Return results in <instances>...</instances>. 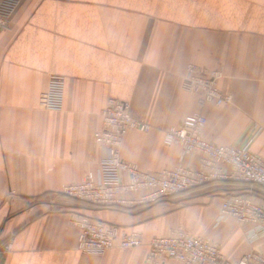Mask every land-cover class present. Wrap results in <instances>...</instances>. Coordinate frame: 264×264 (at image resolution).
I'll return each instance as SVG.
<instances>
[{"label": "crops", "instance_id": "crops-1", "mask_svg": "<svg viewBox=\"0 0 264 264\" xmlns=\"http://www.w3.org/2000/svg\"><path fill=\"white\" fill-rule=\"evenodd\" d=\"M191 62L222 67L233 101L200 106L183 84ZM52 75L64 79L63 106L45 109L39 97ZM111 97L129 101L133 116L151 125L130 129L121 148L143 170L178 164L181 148L164 133L195 111L207 117L208 140L242 146L253 138L251 149L264 154V0H24L0 31V264H148L147 244L83 253L74 212L126 225L145 242L183 227L215 239L232 260L264 253L256 227L215 222L231 192L264 204L262 186L219 187L183 204L187 192L131 209L60 194L66 183L99 175L107 150L94 135Z\"/></svg>", "mask_w": 264, "mask_h": 264}, {"label": "built area", "instance_id": "built-area-1", "mask_svg": "<svg viewBox=\"0 0 264 264\" xmlns=\"http://www.w3.org/2000/svg\"><path fill=\"white\" fill-rule=\"evenodd\" d=\"M23 1L0 0V31L10 26ZM223 76L222 67H204L191 62L183 84L197 96L200 106L206 103L227 105L233 101V94L221 86ZM64 87L63 77L52 75L47 89L40 94V106L61 108ZM102 118V127L94 135L96 143L107 150L99 175L88 173L80 181L66 183L60 194L83 203L134 207L155 203L212 181L264 186V154L251 149L253 138L242 146L220 145L208 140L203 135L207 117L202 111L187 114L180 124L165 131L164 142L179 145L181 153L177 165L157 171L143 170L122 158L121 148L128 131L132 128L147 131L151 126L133 116L129 101L111 97L102 110ZM195 154H199L197 168L191 166ZM230 218L264 233V204L251 192L234 191L223 199L215 222L219 224ZM71 222L80 230L78 248L87 254H102L116 246L133 248L147 244L148 264H170L172 260L183 264H264L262 252L250 251L232 260L222 252L215 239L192 234L183 227L145 242L141 232L85 212H74ZM11 248L12 243L5 246V250Z\"/></svg>", "mask_w": 264, "mask_h": 264}, {"label": "rangeland", "instance_id": "rangeland-1", "mask_svg": "<svg viewBox=\"0 0 264 264\" xmlns=\"http://www.w3.org/2000/svg\"><path fill=\"white\" fill-rule=\"evenodd\" d=\"M204 67H207V66H204ZM184 79V78H183ZM205 185V186H204ZM242 185H245L244 183L242 182H235V181H232L231 183L230 182H220V181H212V182H209V183H205L203 185H200V186H197V187H194V188H191L187 191H183L181 193H179L178 195H181V194H185L187 192H190V193H193L191 195H189L188 198L186 199H183L182 200V203L183 204H187L188 202H191V201H197L201 196H203L204 194H207L209 196H211L213 194V192H204L203 194H200L202 193L204 190H210V189H213L214 187L215 188H218V187H222V186H225V187H233V186H242ZM253 187H258L260 188L261 186L257 185V184H249ZM204 186V187H202ZM203 188V189H201ZM63 195V194H62ZM177 196V195H176ZM205 196V195H204ZM97 205V204H96ZM94 216V215H92ZM94 217H97V216H94ZM100 218V217H98ZM102 219V218H100ZM107 221V220H106ZM111 222V221H109ZM114 223V222H112ZM118 224V223H117ZM128 227V226H127Z\"/></svg>", "mask_w": 264, "mask_h": 264}, {"label": "trees", "instance_id": "trees-1", "mask_svg": "<svg viewBox=\"0 0 264 264\" xmlns=\"http://www.w3.org/2000/svg\"><path fill=\"white\" fill-rule=\"evenodd\" d=\"M220 182H232V181H220ZM242 183H244V182H242ZM245 184H248V183H245ZM257 185H259V184H257ZM205 186V185H204ZM204 186H202V187H204ZM259 186H262V185H259ZM262 187H264V186H262ZM221 188H225V186H222ZM219 189V187L218 188H213V189H210V190H204L203 192H207V191H209V192H215V191H217ZM179 193H181V192H179ZM179 193H176V194H174V195H172L171 197H173V196H176V195H178ZM85 204H87V206L88 205H90V206H93V207H99V208H101V207H114V206H101V205H96V204H92V203H85ZM121 208H124V209H131V208H134V207H121Z\"/></svg>", "mask_w": 264, "mask_h": 264}]
</instances>
